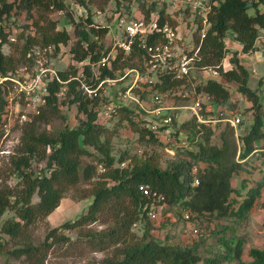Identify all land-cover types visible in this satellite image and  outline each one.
<instances>
[{
    "label": "trees",
    "instance_id": "trees-1",
    "mask_svg": "<svg viewBox=\"0 0 264 264\" xmlns=\"http://www.w3.org/2000/svg\"><path fill=\"white\" fill-rule=\"evenodd\" d=\"M74 1L86 8L84 15L74 16L64 0H0V73L15 74L22 68L33 71L35 49L42 50L44 56L50 59L57 56L60 46L69 45L67 66L58 69L60 79L77 75V64H82L88 76L91 66L83 62L88 59L89 63H96L110 51V47L103 44L109 28L93 22L89 4L103 9L110 0ZM215 1L206 14L205 25L198 14H194L192 20L194 47L189 55L198 49L193 64L196 68L206 67L216 71V75L202 79L196 89L215 103L226 104L230 93L224 82H234L236 91L249 103L247 109L251 122L246 132L238 137L229 123L221 127L219 123L206 125L192 115L181 123L180 128L188 131V143L196 148L193 149L190 144L176 148L164 167L158 164V155L153 151L133 155L123 151L115 157L114 137L122 122L133 127L138 133V140L146 144L160 145L164 139L146 125V113L142 109L115 106L110 115L116 120L109 127L99 121L98 110L112 100L108 94L101 92L88 97L75 79L66 83L52 80L47 86L49 93L45 103L38 114L22 122L19 141L9 154V176L13 175L17 183L10 186L5 178L0 180V234L7 235L15 244L10 249L6 247L7 241L0 239V254L22 258L23 264H48V253L54 247L65 245L64 248L68 249L74 243L82 242L90 251H110L98 262L88 260L84 264H197L202 260L195 246H174L154 238L147 210L155 193L163 196L165 207L183 206L196 215H230L233 212L231 196L237 190L231 183L232 177L246 167L251 155L264 150V107L257 91L248 86L249 73L239 57L240 52L250 53L258 49L255 40L259 29H264V10L258 6L264 0ZM157 3L155 0H140L139 14L132 17L145 22L154 19L159 26L164 23L177 26L179 21L173 14L167 13L165 4L161 2L159 8ZM249 8L253 9L252 14L247 12ZM56 11L69 18L70 31L56 28V20L49 16ZM22 13L29 21L22 25L25 31L19 32L15 41L9 40L5 22ZM116 16L119 17V12ZM227 33L240 43V50L228 51L225 44ZM146 40L153 43L164 38L156 33L147 36ZM4 44L9 46L7 53L2 51ZM148 57L140 47V40L135 37L129 53L125 54L122 48L117 47L114 56L98 66V75L100 78H112L128 69L145 73ZM225 59L226 63L223 62ZM152 71L146 72V75L156 76L155 83L147 87L145 81L141 84L143 90L132 89L141 99L147 98L152 91L165 93L189 86L197 75L193 71L188 76L177 78L175 69L169 66ZM62 86L65 90L59 94ZM60 96L63 97L61 100ZM65 99L76 106L77 123L74 126L62 123L55 129L47 130L44 126L52 119L65 118L61 112ZM5 104L1 95L0 120ZM200 112L203 115L213 113H207L203 104ZM217 126L219 132L215 142L212 137ZM40 161L44 162L43 168L35 172L33 162ZM201 163L205 164L203 168ZM263 183L264 180L247 189L237 214L250 210ZM82 184L87 186L79 188L78 198H92L86 210L71 220L50 227L42 240L35 243L32 225L53 212L68 189ZM143 187L150 191L148 195L143 193ZM34 196L37 198L35 201ZM262 205L264 211V202ZM9 210L13 215L4 217ZM136 222H143L140 235L132 229ZM95 223L100 228L93 227ZM72 231L75 238L67 234ZM240 254L241 246L237 241L234 246L228 244L224 254L206 258L202 263L221 264L230 258H238ZM249 255L251 264H264V249L252 247Z\"/></svg>",
    "mask_w": 264,
    "mask_h": 264
},
{
    "label": "rangeland",
    "instance_id": "rangeland-1",
    "mask_svg": "<svg viewBox=\"0 0 264 264\" xmlns=\"http://www.w3.org/2000/svg\"><path fill=\"white\" fill-rule=\"evenodd\" d=\"M64 1L74 16L78 17L86 13V8L78 5L74 0ZM147 1L150 2L153 0ZM155 1L158 2L157 6L160 8L162 1ZM139 2L140 0H110L104 5L103 9H99L95 4H89L93 22L100 26H108L109 28V33L104 38L103 44L105 47H110V51L113 53L116 51V47H114L116 45L114 44L120 38V30L116 26V20L118 19L116 16L117 12H119V17H125L127 19L133 18L132 15L139 14ZM247 12L252 14L253 9L249 8ZM172 14L179 21V48L186 53L194 47L192 37H190L192 29L194 28V22H192L193 18L190 16L189 11H186V9L182 7L173 10ZM49 16L56 20L57 29L71 30V22L62 12H52ZM28 22L29 21L24 18L23 13L7 19L5 26L6 30L9 32V40L15 41L16 35L22 30L25 31L22 25ZM259 33L263 35L264 29H259ZM235 41L231 33L226 34L225 44L230 53L234 50H240V45ZM68 48L69 45L60 46L57 56L49 59L50 63H53L59 70L65 69L67 66L69 61L67 56ZM9 50L7 44L2 46L3 52L7 53ZM239 57L249 73L247 84L250 88L257 91L261 104L264 107V39H261L258 49L250 53L240 52ZM226 60L227 59L223 60V62L226 63ZM78 65L79 64H77V66ZM80 67L81 66H79V69ZM195 74L197 75H195L196 77L189 86L179 87L174 91L161 93V98H159L158 101L152 100V96H147V98L142 99L146 103V105H143L146 109V112H144L146 116L144 115V117L154 120L155 116H153L150 110L159 107L162 114H168L172 117L170 129L174 130L180 128L182 122L190 119L193 114L191 106L201 108L203 104V108H209L213 105L215 110L217 108H231L233 113L240 117V122L237 126L239 129L238 137L245 133L247 126L251 122V114L247 109L249 103L244 96L236 91V84L234 82H224L225 87L230 93V98L225 102L226 104H215L205 93L197 91L196 89V85L200 83L202 79L212 77L210 70H196ZM127 77L116 82L114 86L106 88L107 94L112 99L111 101L114 102L115 100L113 93L115 88L122 86L124 82L129 81L128 79L131 78V76ZM62 98L63 97L60 96V100ZM131 104L141 109L140 106L133 103ZM103 106L104 105L98 108L100 112L99 121L105 123L109 127L113 126L116 118H113L110 114L104 115L101 111ZM61 112L65 115V118L52 119L44 126L47 130L55 129L62 125V123L68 126H74L77 123L78 117L74 104H69L66 100V102L61 105ZM218 125L219 127L222 126L221 124ZM216 128V134L212 137L215 142L217 140V132H219L218 126ZM19 134L20 130L15 127L10 134L11 140L7 141L2 148L8 151L13 150L14 145L18 141ZM162 138L165 139L164 137ZM165 144L166 143L163 141L160 145L152 146L139 141L138 133L133 130V127L126 122H122L118 134L114 137L113 154L115 157H118L123 151H126L129 155L153 151L158 155V164L164 167L167 160H170L172 157L165 152ZM190 146L193 149L196 148L194 144H190ZM8 158L9 154H0V180L5 178L6 182L10 186H13L17 183V180L13 175L9 176ZM43 164V161L33 162V169L35 172L43 168ZM204 166V163L200 164L201 168ZM6 177L8 178L6 179ZM262 180H264V150L257 151L255 154L251 155L248 158L246 167L240 171L237 176L232 177L231 183L237 190L231 196L233 212L230 215L222 217L215 215V213L196 215L195 213H190L183 206H176L173 208L166 206L161 211L156 212L155 215L148 216L151 222L150 232L154 238L164 244L181 247L195 246L202 260L224 254L227 251L228 244L234 246L235 243L239 241L241 246L240 256L238 258H230L223 261L221 264H251L252 259L249 255V249L252 247L264 249V211L262 208L264 202V183L250 210L242 214H237L236 210L247 195V189L251 186H255L257 182ZM86 186V184H82L76 188L68 189L55 210L44 219L38 220L32 225V236L35 243L42 240L45 232L50 227L56 226L65 220H71L86 210L92 198H78L80 194L79 188H84ZM35 200H37L36 196H34L33 201ZM186 214H188V218L184 216ZM12 215L13 212L9 210L5 213L4 217H10ZM93 227L100 228L96 223L93 224ZM193 228L197 230L194 231ZM132 229L137 235H140L143 229V222H136L132 226ZM67 234L72 238L76 236L73 231ZM0 239L2 241H7V248L11 249L15 246L14 242L8 239V236L5 234H0ZM64 247L65 245L54 247L48 253V264H84L88 260L98 262L105 255L110 253L109 250L90 251L82 242H76L71 247H68V249ZM202 260L197 264H203ZM0 264H23V260L22 258H15L8 254L1 253Z\"/></svg>",
    "mask_w": 264,
    "mask_h": 264
},
{
    "label": "built area",
    "instance_id": "built-area-1",
    "mask_svg": "<svg viewBox=\"0 0 264 264\" xmlns=\"http://www.w3.org/2000/svg\"><path fill=\"white\" fill-rule=\"evenodd\" d=\"M165 6L167 13L172 14L173 10L182 7L183 9H188L193 18L194 14H198L202 19L203 25L206 22V14L210 11L215 0H161ZM261 10H264V1L259 3L258 6ZM116 26L120 30L119 39L115 42L114 47H119L123 49L125 54H128L131 49V44L133 40L138 38L140 40V47H142L148 54L147 60V70L146 72H153V69L164 68L166 66L175 69V75L177 78L182 76H188L191 72L196 70H210L212 76L216 75V71L212 68H196L193 64L194 57L196 56L197 50L195 49L192 54L186 53L180 50L178 42L180 40L179 36V24L177 26H171L168 23H164L159 26L158 23L153 19L145 22L141 18H125L118 17L116 20ZM203 28L201 29V35L203 36ZM160 33L164 40L156 41L153 43H148L146 38L149 35H154ZM191 37V36H190ZM261 39H264V33L258 34L255 45L260 46ZM114 56L112 51H109L106 56L102 57L96 63H89L86 59L83 63H88L91 66V71L87 76L83 71L82 64H79L80 69L77 75L69 76L66 80H61L58 74V69L50 60L44 56L43 51L40 49L34 50L35 57V67L33 71H28L25 68L20 69L15 74L7 73L2 75L0 73V96L2 95L6 104L4 113L0 120V154H11L13 150L8 151L2 148L3 145L11 140L10 134L16 127L19 129L20 125L29 116H33L39 113L40 107L45 103L46 96L48 95V83L52 80L60 81L61 83H66L70 79H75L78 81V86L82 92L88 97H94L101 92L107 94L106 88L114 86L116 82L125 79L127 76H131L129 81L124 82L122 86L116 87L113 91L115 100L108 102L102 107V113L104 115H109L114 110L115 106L128 105L134 107L131 103L140 106V108L146 112L143 105L146 103L135 94L132 89L139 88L143 90L142 83L147 81L148 86L155 83L157 80L156 76L148 77L145 73L139 72L137 69H128L124 73H118L115 77H99V65H104V63ZM128 78V77H127ZM124 87V89H122ZM65 90V86L60 88L59 94H62ZM154 92V93H153ZM152 96V100L158 101L161 98V93L157 91H152L149 94ZM214 102V101H213ZM215 103V102H214ZM216 104V103H215ZM215 107V106H214ZM207 113L206 115L201 114V108H196L191 106L192 115L195 116L198 122L205 123L206 125H211L214 123H219L222 126L225 123H229L235 129V135L238 136L239 129L238 124L240 122V117L233 113L232 109H214L213 105L209 108H204ZM215 111V113H214ZM150 112L155 116V119L144 117L147 120L146 125L153 131L160 133L166 144L164 145L165 152L173 155L176 148H182L189 146L187 140L188 131L182 128L172 130L171 121L172 117L168 114H162L160 108H154ZM19 141V136L18 139ZM16 142V144L18 143ZM15 144V145H16ZM14 145V147H15ZM13 147V148H14ZM196 182V181H195ZM142 191L144 194L148 195L150 191L147 187H143ZM164 198L162 195H156L153 193L152 201L148 205L147 215L153 216L156 212L164 209ZM188 218V214L184 215ZM196 231V228H193Z\"/></svg>",
    "mask_w": 264,
    "mask_h": 264
},
{
    "label": "crops",
    "instance_id": "crops-1",
    "mask_svg": "<svg viewBox=\"0 0 264 264\" xmlns=\"http://www.w3.org/2000/svg\"><path fill=\"white\" fill-rule=\"evenodd\" d=\"M235 42H237V41H235ZM238 43V42H237ZM239 45H240V43H238ZM239 45H238V48H239ZM238 48H236V49H238Z\"/></svg>",
    "mask_w": 264,
    "mask_h": 264
}]
</instances>
